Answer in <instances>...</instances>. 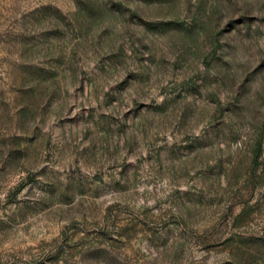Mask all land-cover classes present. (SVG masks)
Returning a JSON list of instances; mask_svg holds the SVG:
<instances>
[{
    "label": "rangeland",
    "instance_id": "obj_1",
    "mask_svg": "<svg viewBox=\"0 0 264 264\" xmlns=\"http://www.w3.org/2000/svg\"><path fill=\"white\" fill-rule=\"evenodd\" d=\"M0 264H264V0H0Z\"/></svg>",
    "mask_w": 264,
    "mask_h": 264
}]
</instances>
